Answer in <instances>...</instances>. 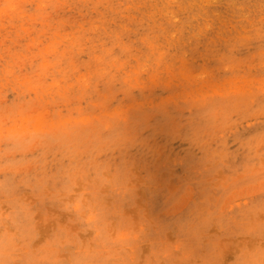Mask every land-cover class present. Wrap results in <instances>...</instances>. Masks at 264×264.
I'll use <instances>...</instances> for the list:
<instances>
[{"label": "rangeland", "instance_id": "rangeland-1", "mask_svg": "<svg viewBox=\"0 0 264 264\" xmlns=\"http://www.w3.org/2000/svg\"><path fill=\"white\" fill-rule=\"evenodd\" d=\"M0 264H264V0H0Z\"/></svg>", "mask_w": 264, "mask_h": 264}]
</instances>
